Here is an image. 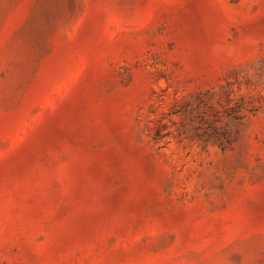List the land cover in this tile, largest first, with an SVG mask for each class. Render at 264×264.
Wrapping results in <instances>:
<instances>
[{
	"label": "rangeland",
	"instance_id": "rangeland-1",
	"mask_svg": "<svg viewBox=\"0 0 264 264\" xmlns=\"http://www.w3.org/2000/svg\"><path fill=\"white\" fill-rule=\"evenodd\" d=\"M0 264H264V0H0Z\"/></svg>",
	"mask_w": 264,
	"mask_h": 264
}]
</instances>
